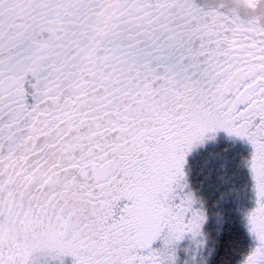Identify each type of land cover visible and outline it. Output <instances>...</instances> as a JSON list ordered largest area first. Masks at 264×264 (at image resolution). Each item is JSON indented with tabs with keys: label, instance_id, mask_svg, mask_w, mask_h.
I'll list each match as a JSON object with an SVG mask.
<instances>
[{
	"label": "snow or ice",
	"instance_id": "6c2138e0",
	"mask_svg": "<svg viewBox=\"0 0 264 264\" xmlns=\"http://www.w3.org/2000/svg\"><path fill=\"white\" fill-rule=\"evenodd\" d=\"M65 258L264 264V0H0V264Z\"/></svg>",
	"mask_w": 264,
	"mask_h": 264
},
{
	"label": "trees",
	"instance_id": "16d2710c",
	"mask_svg": "<svg viewBox=\"0 0 264 264\" xmlns=\"http://www.w3.org/2000/svg\"><path fill=\"white\" fill-rule=\"evenodd\" d=\"M230 146V151L226 155H231L237 151H243V147L227 139H219L214 145L210 144L209 147L215 149L223 148L224 146ZM206 152V149L198 150L190 159L198 161L201 159L202 155Z\"/></svg>",
	"mask_w": 264,
	"mask_h": 264
},
{
	"label": "flooded vegetation",
	"instance_id": "af4514ba",
	"mask_svg": "<svg viewBox=\"0 0 264 264\" xmlns=\"http://www.w3.org/2000/svg\"><path fill=\"white\" fill-rule=\"evenodd\" d=\"M67 259H68V260H69V262H70V259H71V258H67Z\"/></svg>",
	"mask_w": 264,
	"mask_h": 264
},
{
	"label": "rangeland",
	"instance_id": "374dc122",
	"mask_svg": "<svg viewBox=\"0 0 264 264\" xmlns=\"http://www.w3.org/2000/svg\"><path fill=\"white\" fill-rule=\"evenodd\" d=\"M237 142V141H236ZM239 142V141H238Z\"/></svg>",
	"mask_w": 264,
	"mask_h": 264
}]
</instances>
